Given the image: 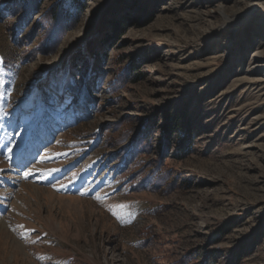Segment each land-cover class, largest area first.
Wrapping results in <instances>:
<instances>
[{"label":"rangeland","instance_id":"obj_1","mask_svg":"<svg viewBox=\"0 0 264 264\" xmlns=\"http://www.w3.org/2000/svg\"><path fill=\"white\" fill-rule=\"evenodd\" d=\"M82 2L34 55L39 13L0 0V264H264V0ZM146 120L167 189L123 174Z\"/></svg>","mask_w":264,"mask_h":264},{"label":"trees","instance_id":"obj_2","mask_svg":"<svg viewBox=\"0 0 264 264\" xmlns=\"http://www.w3.org/2000/svg\"><path fill=\"white\" fill-rule=\"evenodd\" d=\"M22 12L17 22V28L23 27L24 23L28 22L31 16L39 13L38 20L46 28L45 34L42 36L41 42L37 49L34 50L35 54H54L58 51L59 46L63 38L67 33L74 29L80 22L83 7L81 5L82 0H56L53 2L45 12L40 14L43 0H21ZM83 3V2H82ZM91 42L79 47L76 51V55H87L88 48ZM90 60L87 62V66L90 64ZM75 64L69 62V65ZM71 65V66H72ZM75 67V66H74ZM131 75V69L128 67L115 79H113L107 87V91L110 94V100L114 103L120 102L119 92L129 81ZM61 79V78H60ZM67 88L76 91L78 88L72 85L70 81L67 82ZM88 97V95H87ZM119 127V125H117ZM150 126L148 120L144 123V131L147 132L145 135L139 133L138 136L132 137L134 134L133 129L126 128L119 139L117 144H124L130 139H133L132 146H128L126 151L130 155V160L127 169H122L124 177L129 178L127 185L130 189L133 187L136 190H143L146 188H161L167 189L170 174L167 171L162 170V164H155L151 169H143L141 167V155L148 154L152 151V143L150 140ZM188 133L180 132L179 142L177 145V152L181 155L189 152V140L187 139ZM185 135V136H184ZM132 137V138H131ZM115 144V143H111ZM160 154L163 155L168 152L170 143L167 138H163L159 145ZM166 157V156H164ZM140 167V168H139ZM142 168V169H141ZM122 174V175H123ZM171 189V187H170Z\"/></svg>","mask_w":264,"mask_h":264},{"label":"bare ground","instance_id":"obj_3","mask_svg":"<svg viewBox=\"0 0 264 264\" xmlns=\"http://www.w3.org/2000/svg\"><path fill=\"white\" fill-rule=\"evenodd\" d=\"M87 22H88V19H87ZM259 60H264V55ZM255 71H256V69H255Z\"/></svg>","mask_w":264,"mask_h":264},{"label":"snow or ice","instance_id":"obj_4","mask_svg":"<svg viewBox=\"0 0 264 264\" xmlns=\"http://www.w3.org/2000/svg\"><path fill=\"white\" fill-rule=\"evenodd\" d=\"M9 151H11V149H9Z\"/></svg>","mask_w":264,"mask_h":264}]
</instances>
